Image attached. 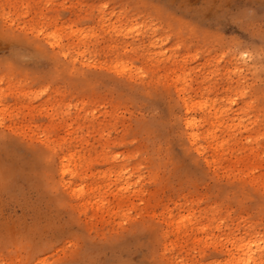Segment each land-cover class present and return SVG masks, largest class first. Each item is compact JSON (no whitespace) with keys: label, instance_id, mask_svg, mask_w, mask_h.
Listing matches in <instances>:
<instances>
[{"label":"rangeland","instance_id":"374dc122","mask_svg":"<svg viewBox=\"0 0 264 264\" xmlns=\"http://www.w3.org/2000/svg\"><path fill=\"white\" fill-rule=\"evenodd\" d=\"M257 262L264 0H0V264Z\"/></svg>","mask_w":264,"mask_h":264},{"label":"bare ground","instance_id":"6f19581e","mask_svg":"<svg viewBox=\"0 0 264 264\" xmlns=\"http://www.w3.org/2000/svg\"><path fill=\"white\" fill-rule=\"evenodd\" d=\"M186 102H187V99H186ZM190 108H191V106L188 105V111L190 110ZM190 124H191V123L188 122V123H187V127H191ZM196 137H197V134H196V133H192V132L190 133V138H191L193 141H195ZM250 251H252V250L250 249L248 252H250ZM251 256H252V255H250V257H251ZM260 257H261V256H260ZM251 259H252V258H251ZM259 259H260V258H259ZM255 260H256V259H255ZM255 262H256V261H255ZM259 262H260V261H259ZM256 264H258V262H257Z\"/></svg>","mask_w":264,"mask_h":264}]
</instances>
